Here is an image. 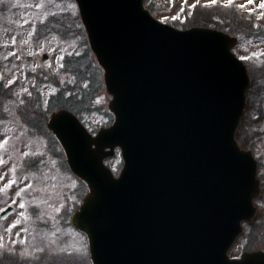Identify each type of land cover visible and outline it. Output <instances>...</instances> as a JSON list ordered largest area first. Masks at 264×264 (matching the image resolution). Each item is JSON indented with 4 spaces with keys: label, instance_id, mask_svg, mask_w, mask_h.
I'll return each mask as SVG.
<instances>
[{
    "label": "water",
    "instance_id": "1",
    "mask_svg": "<svg viewBox=\"0 0 264 264\" xmlns=\"http://www.w3.org/2000/svg\"><path fill=\"white\" fill-rule=\"evenodd\" d=\"M75 1L113 120L92 134L59 109L46 124L87 188L71 224L91 264H264L261 249L227 253L259 194L256 160L235 138L249 85L236 38L162 23L142 0ZM116 147L118 176L104 163Z\"/></svg>",
    "mask_w": 264,
    "mask_h": 264
},
{
    "label": "rangeland",
    "instance_id": "2",
    "mask_svg": "<svg viewBox=\"0 0 264 264\" xmlns=\"http://www.w3.org/2000/svg\"><path fill=\"white\" fill-rule=\"evenodd\" d=\"M216 1L233 5L234 11L208 13L201 9L193 22L207 16L208 26H201L235 37L232 51L244 61L249 74L261 81L264 0L144 3L157 20L181 29L197 3L205 7ZM43 52L49 54V66L41 63ZM84 52L90 65H97L75 0H0V211L8 205L15 207L12 214L0 219V264H91L86 235L70 222L87 188L71 173L61 146L46 127L55 110L53 102L67 103L80 97L95 107L81 114L92 133L112 122L107 111L111 96L105 90L102 72L99 77L91 66L90 72L85 70V77L78 79L77 71L86 68V60L74 61ZM260 105L262 114L253 111L256 105L250 112L246 137L260 163L258 171L264 173V98ZM106 162L116 175L122 166L120 150L115 149ZM255 203L253 223L244 225L230 255H237L243 247L264 250V196Z\"/></svg>",
    "mask_w": 264,
    "mask_h": 264
},
{
    "label": "trees",
    "instance_id": "3",
    "mask_svg": "<svg viewBox=\"0 0 264 264\" xmlns=\"http://www.w3.org/2000/svg\"><path fill=\"white\" fill-rule=\"evenodd\" d=\"M232 8H233V5H231V4L230 5H222L219 2H215V3L207 5L205 7H202V6H200L199 3H197L196 7L194 8V13H193L192 17H187L186 18L187 22L182 23V27H188V25L189 26L190 25H206V26H208V24L206 22V17L207 16L201 18L200 21L193 22L195 14L199 13V10H201V9L208 10V13L212 12V11L213 12H218L219 10H225V11L230 13L231 11H234ZM240 16L241 15H239V17ZM231 19L233 21L238 20V18H232V17H231ZM85 53L86 52H84L83 56H80V58H75L77 60L74 61L77 64H79L80 60L81 59L83 60L85 58V60L87 62L86 63L84 61L85 65H86V68L84 70L77 71V72H79L78 79L81 80L83 77H85V70L90 72V70H91L90 67L91 66H93L96 69V72H97L96 75H98L100 77L101 69L97 65H90L91 64V60L88 57L84 56ZM71 59H73V58H71ZM71 59H70L69 62H71ZM74 67H75V64H74V66L71 65L70 70L74 71ZM262 70H264V69L262 68L261 71ZM91 73H92V71H91ZM262 73H263V76H264V72H262ZM93 75H95V74H93ZM75 86L81 92L80 83H79V80H77V79H76ZM263 98H264V79H261V81H259L258 78L256 79L250 74V86H249V88L247 90L246 111H245V115H244V118L242 120V123H241L239 129L237 130V134H236L237 135V139L239 140V142L244 147L249 148V149H252V146H251V143L247 142L246 134H247L248 124L250 123V112L254 109V107L256 105V109L253 110V111L256 112V115L258 116V114H262L263 113L262 112L263 109H262L261 105L259 106V104H260L261 100H263ZM58 99H60V98H58ZM58 99L56 98L55 100L57 101ZM81 100L82 99L80 97L79 99H73L72 101L69 100L70 102H67V103H65V102H58V103L57 102L56 103L53 102L52 105H55L54 109H58V108L69 109V110L73 111L74 113H76L82 119L83 117L81 116V114H84V112H89V111L95 110V107L94 106H89V102L86 104L85 102H83ZM88 100H90V99H88Z\"/></svg>",
    "mask_w": 264,
    "mask_h": 264
},
{
    "label": "flooded vegetation",
    "instance_id": "4",
    "mask_svg": "<svg viewBox=\"0 0 264 264\" xmlns=\"http://www.w3.org/2000/svg\"><path fill=\"white\" fill-rule=\"evenodd\" d=\"M261 186H262V197L264 196V173L262 172V177H261ZM241 255L240 254H237V255H231V257L233 258H239Z\"/></svg>",
    "mask_w": 264,
    "mask_h": 264
},
{
    "label": "snow or ice",
    "instance_id": "5",
    "mask_svg": "<svg viewBox=\"0 0 264 264\" xmlns=\"http://www.w3.org/2000/svg\"><path fill=\"white\" fill-rule=\"evenodd\" d=\"M211 2H214V0H211ZM227 2H231V0H227ZM262 7H264V4L261 5Z\"/></svg>",
    "mask_w": 264,
    "mask_h": 264
}]
</instances>
